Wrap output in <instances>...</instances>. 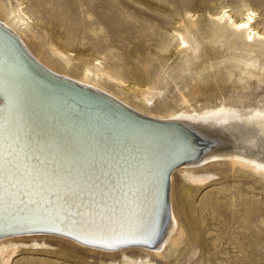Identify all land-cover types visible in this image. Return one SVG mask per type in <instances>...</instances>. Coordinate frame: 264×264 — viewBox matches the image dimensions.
<instances>
[{"label":"bare ground","instance_id":"bare-ground-1","mask_svg":"<svg viewBox=\"0 0 264 264\" xmlns=\"http://www.w3.org/2000/svg\"><path fill=\"white\" fill-rule=\"evenodd\" d=\"M87 3L77 25L72 5ZM30 4L0 0V264L33 237L117 255L118 264H154L184 221L186 239L197 241L191 197L216 175L208 169L212 162L264 175V96L244 104L246 89L264 85V27L256 12L248 6L175 11L167 31L177 57L165 67L169 56L159 42L140 43L136 64L123 60L118 52L133 29L114 24L122 14L117 2ZM106 26L112 39L103 42ZM154 63L161 72L152 78ZM187 73L195 76L191 84L183 81ZM178 79L175 108L162 99ZM187 134L210 145L200 150ZM27 169L40 171L28 178ZM243 207L241 223L248 224ZM42 228L107 248L54 233L7 234Z\"/></svg>","mask_w":264,"mask_h":264},{"label":"rangeland","instance_id":"rangeland-1","mask_svg":"<svg viewBox=\"0 0 264 264\" xmlns=\"http://www.w3.org/2000/svg\"><path fill=\"white\" fill-rule=\"evenodd\" d=\"M23 1L29 7L34 0ZM111 1L117 2L122 13L119 15V21L114 24L121 28L133 29L132 34H127L128 38L125 36L126 40L123 43L125 47L118 52L123 60L133 64H136L139 58L136 47L143 42L150 47L159 42L162 48H166V55L169 56L165 67L171 64L174 56L177 55L175 42L171 39L167 28L169 21L174 17V12H180L184 8L195 9L197 13L204 14L219 6L236 10L248 6L256 12V22L264 27V0ZM88 5L89 3L82 6L72 5L77 25L86 19V15L81 11ZM160 6H165L168 11L163 13ZM149 24H153L152 29L147 28ZM105 30L102 41L108 42L112 37L107 32L110 30L109 27L106 26ZM75 52L76 50L71 53L72 57ZM216 68L217 66L208 67L202 73V78L209 81ZM160 72L161 69L156 63L149 67L152 78ZM137 74H141L139 65H137ZM194 77L192 73L183 74V81L191 84ZM178 83V86L171 84L162 99L168 104H173L175 108L179 107L180 103L178 90L182 87L181 79H178ZM245 95L248 96L245 97L244 104H251L254 96H264V85L246 89ZM153 107L154 105H151V108ZM212 163L213 165L208 169L216 175L191 197V205L196 208L192 217L194 226L199 230L198 240L186 239L188 223L184 221L183 226L176 229L159 255L153 258L154 264H264V175L246 171L240 165L231 167L228 160ZM180 166L175 169H179ZM178 181L179 176L175 174V185ZM208 196H212L213 199L204 202ZM245 204L250 218L248 224L241 223V210L244 209ZM20 243H23L24 247H20L7 264H118L119 259L117 255L103 256V253L77 248L68 242L53 238L33 237ZM155 243L152 244V248Z\"/></svg>","mask_w":264,"mask_h":264},{"label":"water","instance_id":"water-1","mask_svg":"<svg viewBox=\"0 0 264 264\" xmlns=\"http://www.w3.org/2000/svg\"><path fill=\"white\" fill-rule=\"evenodd\" d=\"M78 89H81V88H78ZM82 90H84V91H86V93H87V95H89V96H91V97H94V98H97V99H100V100H102V101H104V102H106V103H108V104H110V105H115L109 98H107V97H105V96H103V95H101V94H99V93H96V92H93V91H90V90H86V89H82ZM116 107H118V110H120V111H123V112H125L126 110H124L123 108H119V106H117V105H115ZM114 106V107H115ZM115 107V108H116ZM127 113V112H126ZM131 115L133 116V117H136L137 118V115H135V114H132L131 113ZM154 124H156L158 127H171V128H177L178 130H180V131H182V129L179 127V126H176V125H174V124H172V123H168V122H153ZM187 137L191 140V141H193V140H195L198 144H199V149L200 150H202V149H206L210 144L206 141V140H200L199 138H197L196 136H194V135H190V134H187ZM197 156H195L194 157V159L193 158H191L190 160H196L197 158H196ZM181 162H179V163H175V164H173V165H171L170 166V168H169V170H168V172H166V177H167V173H169V171H170V169L172 168V167H177L179 164H180ZM166 177H165V180H164V187H167V179H166ZM166 189V188H165ZM167 191V190H166ZM164 204H165V202H164ZM164 204H163V210H165V207L166 206H164ZM24 232H44V233H54V234H57V235H62V236H65V237H68V238H71V239H74V240H76V241H78V242H81L82 244H84V245H88V246H93V247H100V248H107L106 246H104V245H102V244H100V243H95V242H93V243H91V242H86V241H82L81 239H79V238H76L75 236H73L72 234H70V233H66V232H62L61 230H53V229H46V228H42V229H32V230H30V229H27V230H19V231H11V232H8L7 234L8 235H10V234H20V233H24ZM7 234H2V235H7ZM123 246V245H122Z\"/></svg>","mask_w":264,"mask_h":264},{"label":"snow or ice","instance_id":"snow-or-ice-1","mask_svg":"<svg viewBox=\"0 0 264 264\" xmlns=\"http://www.w3.org/2000/svg\"><path fill=\"white\" fill-rule=\"evenodd\" d=\"M39 171H40L39 169H35V170L27 169L26 172H25V175H26V177L31 178L34 175V172L35 173H39Z\"/></svg>","mask_w":264,"mask_h":264}]
</instances>
